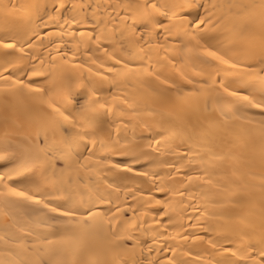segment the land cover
Listing matches in <instances>:
<instances>
[{"label": "bare ground", "instance_id": "obj_1", "mask_svg": "<svg viewBox=\"0 0 264 264\" xmlns=\"http://www.w3.org/2000/svg\"><path fill=\"white\" fill-rule=\"evenodd\" d=\"M133 2L135 0H64L66 8L61 9L56 22H52L50 17L56 15L54 6L59 8L60 0H0V6H24L11 12L7 21L4 19V9L0 7V36L23 31L28 26V17L34 12L29 6H46L41 9L39 18L32 16V26L38 25L36 31L39 35L32 36L29 44L25 45V52L30 53V57H26V66L44 75L22 78L30 79L37 87L49 88L51 85L46 79L49 72L55 77L57 85L69 76L73 80H82L85 84L89 81H103L100 95L113 108L107 114L103 109L99 110L96 114L98 126L87 129L92 134L87 141L79 144L73 142L66 146L63 136L57 134L56 145L69 155L67 161H55V167L48 169L47 175L50 179L57 180L58 189L49 188V198L63 200L71 195L78 200L81 196L87 199L89 196L103 194L112 200L111 205L103 206L104 209L111 207L115 210L119 206L125 210L124 215L129 219L133 217V212L127 209H136L135 215L139 218L137 225L140 227L133 229L129 225L128 228L140 243L135 248L134 255L123 249L118 253L120 258L128 259L130 264L132 259L140 264H167L168 259L173 258V253L167 251L169 246L176 249L174 258L186 261L187 264H215L222 256L218 249L209 246V237L219 244H225L223 237L227 236L239 246L243 233L251 231L250 226H254L257 232L260 228L264 166L259 160L252 164L246 162V137L237 136L246 126L256 127L249 125L248 117L256 116L258 119L260 110L249 108L245 111H233L227 120L221 115L220 107H213L211 103L208 109L202 107L198 112L181 110L174 104H161L153 96V89L159 82L146 73L126 74L127 70L119 74L110 72L109 69L113 67L123 69V65L110 59L104 53V48H108L109 53L116 48L114 54L117 59H123L125 63L131 61L132 69L140 65L148 66L151 57L152 70L163 76L179 79L176 70L184 71L196 81L194 85H187L184 91H194L206 79L196 75L203 52L195 47V41L192 42V48H187L181 47L179 41L171 40L165 50L158 48L157 41L153 40L151 51L145 49L144 52L140 51L143 45H129L126 42L124 47H120L113 44L114 39L119 41L120 16L124 14V9L119 5ZM209 2L226 6L230 3H259V0ZM221 14H228L226 7L217 9V15ZM242 23V20H238V30ZM211 35L216 37L213 43L220 41L228 44L234 38V34L223 25ZM98 36L101 37L99 41L96 39ZM159 43H164L163 37ZM173 60L175 65L171 63ZM101 64L104 66L100 67ZM88 68H92V72ZM97 72L103 75H97ZM4 74L8 75V72ZM0 87H3L2 81ZM4 99L3 94H0V148L4 147L6 129L12 141L22 140L24 136L33 133L39 121L51 112L46 103L33 102L30 97H26L23 103H17L14 98L8 97L7 108ZM227 103L229 101H221V105ZM189 135L192 137L191 143L188 141ZM92 136L97 140L95 147L90 142ZM158 140L159 144L156 143ZM101 141L105 144L104 148H101ZM193 145L197 146L196 151L207 163L181 168L180 164L186 161L178 162V156L187 155L188 149ZM176 147L179 148L178 152L175 151ZM209 147L218 155L231 151L236 158L218 161L209 153ZM111 149H120L129 154L116 155ZM140 152H144L146 157L141 156L138 161H134L133 155ZM90 153L91 158L86 159ZM103 157H110L112 163L98 165L97 161ZM116 164L121 166L117 168ZM129 167L134 170L129 171ZM177 168L179 172L176 171ZM205 168L212 175L196 179L198 176L203 177ZM234 169L236 175L232 174ZM145 172L148 173L147 176L143 175ZM187 175L193 176L191 182L186 181ZM208 178L214 184L224 185L228 191L223 192V189L208 185ZM157 187H164L166 191L157 192ZM169 188L176 192L187 189V192L182 197L169 193ZM190 195L194 198H190ZM157 200L166 201L167 215L159 214L165 209V204L156 203ZM214 200H223L225 207L213 208L211 201ZM233 204L239 206L233 207ZM41 209L42 205L30 202L23 206L6 207L0 198V261L16 259V253L32 256L33 253L25 250L23 241L27 240L28 247H31L35 237L40 234L47 235V239L52 241L48 245L52 249H60L65 243L60 239L64 236L62 224L51 220L40 223L45 218ZM214 212L223 213L224 218L214 216ZM169 218L172 220L171 224L168 222ZM229 225L236 229L235 234L224 230ZM29 232L32 235H28ZM192 236L204 239L193 240ZM111 240V236L103 239L85 237L84 243L93 252L103 247L104 250L94 257L103 264L104 261L116 259V255L107 250V244Z\"/></svg>", "mask_w": 264, "mask_h": 264}, {"label": "snow or ice", "instance_id": "obj_2", "mask_svg": "<svg viewBox=\"0 0 264 264\" xmlns=\"http://www.w3.org/2000/svg\"><path fill=\"white\" fill-rule=\"evenodd\" d=\"M0 7L4 9V19L7 21L11 12L24 6L8 4ZM29 7L34 9V12L28 17V26L23 31L0 36V81L3 82L0 94H3L5 98V108L8 106V97L14 98L17 103H23L26 97H30L33 102L46 103L51 112L39 121L33 133L24 136L22 140L12 141L9 132L5 130L4 147L0 148V162H3L0 163V198L3 199L6 207L8 205L23 206L29 202L42 205L41 211L45 218L41 219L40 223H48L51 220L62 224L64 236L60 239L65 243L60 249H52L48 247L52 241L47 239V235L40 234L35 237L31 247H28L27 240L23 241L25 250L33 253L32 256H21L20 253H16V259L0 261V264H101V261L94 257L99 251L104 250L103 247L93 252L90 246L84 243V238L103 239L106 236L112 237L107 244V250L112 251L116 259L104 261L103 264H117V260L119 264H130L128 259L120 258L118 253L123 249L134 255L135 248L140 243L133 231L128 228L129 225H132L133 229L140 227L137 225L139 218L135 215L136 209H127L133 212V217L129 219L124 215L125 210L119 206L115 210L111 207L104 209L103 206L111 205L112 200L103 194L89 196L87 199L81 196L78 200L71 195L64 197L63 200L49 198L51 193L48 189H58L56 188L57 180L50 179L47 175L48 169L55 167V161H67L69 155L56 145L57 134L63 136L66 146L73 142L79 144L81 141H87L92 135L87 129L98 126L96 114L99 110L103 109L107 114L112 112L113 108L100 95L103 81H89L85 84L82 80H73L69 76L63 83L57 85L55 77L49 72L46 77L48 84L51 85L49 88L37 87L30 79L22 78L44 75L26 66V57H30V53L25 52V45L29 44L32 36L39 35L36 31L38 25L32 26V16L39 18L41 9L46 6L36 4ZM119 7L124 9V14L120 16L119 41L114 39L113 44H118L120 47H124L126 42L129 45H143L140 51L144 52L145 49L151 51L153 40L157 41L158 48L165 50H167L165 46L171 40H177L181 47L187 48H192V42L195 41V47L202 50L203 57L200 58L199 71L193 70L196 71V75L206 79L194 91H184L187 85L196 83L184 71L176 70L179 79L163 76L162 73L152 70L151 57H149L148 66L140 65L132 69L131 61L125 63L123 59H117L114 54L116 48H113L112 53H109L108 48H104V53L110 59L123 65V69L113 67L109 71L117 74L124 70H127L126 74L146 73L153 77L154 81L159 82V85L153 89V96L161 104H174L181 110L198 112L202 107L208 109L211 103L213 107H220L221 115L227 120L233 111L259 109L258 119L256 116L248 117L249 125L256 127L246 126L237 136L246 137L244 144L246 162L252 164L259 160L264 166V0H259V3H230L226 6L210 3L209 0H142V2L135 0L133 3L121 4ZM225 7L228 14L217 15V9ZM65 8L64 0H60L59 8L54 6L56 15L50 17V21L56 22L59 11ZM238 20L243 21L239 30ZM75 22L73 18V23ZM222 25L234 34V38L228 44H222L220 41L213 43L216 37L211 33ZM161 37H163V44L159 43ZM96 39L99 41L101 37L98 36ZM93 63L96 61L93 60ZM171 63L175 65L174 60ZM103 66V64L100 65V67ZM88 71L92 72V68H88ZM5 72H8V75H5ZM18 73L22 75H17ZM97 75L103 74L97 72ZM229 77L235 79L230 80ZM105 79L108 78L105 77ZM223 100L229 103L221 105ZM191 139L189 135V143ZM90 142L95 147L97 140L92 136ZM156 143L159 144L160 141ZM104 147L105 144L101 141V148ZM196 147L193 145L188 149L187 155L178 156V162L186 161L180 164L181 168L193 164L203 166L207 163L196 151ZM85 148L87 150L86 145ZM110 151L116 155L129 154L120 149ZM175 151L178 152L179 148L176 147ZM208 151L221 162L229 157L236 158L231 151L224 155L216 154L211 147ZM91 155L90 153L86 159L91 158ZM141 156L146 157V154L144 152L135 154L133 160L138 161ZM105 163L111 164V158L103 157L97 161L98 165ZM120 166L115 165L117 168ZM125 167L128 166L125 165ZM128 170L134 169L129 167ZM176 171L179 172V168ZM232 174L236 175L235 169ZM143 175L147 176L148 173L145 172ZM211 175L212 173L205 168L203 177L198 176L196 179ZM185 179L191 182L193 176L187 175ZM206 183L217 189H223V192L228 191L227 187L219 183L214 184L210 178L206 179ZM156 191L164 193L166 190L164 187H157ZM167 191L183 197L187 189L176 192L169 188ZM223 192L220 193L221 196ZM190 198L194 197L190 195ZM156 203L165 204V209L159 214L167 215L166 201L157 200ZM211 203L213 208L225 207L223 200H214ZM260 205L259 231L257 232L254 226H250L251 231L243 233L239 246H236L235 241L227 236L223 237L227 246L219 244L211 237L207 239L209 246L212 249H218L222 256V259L217 260L215 264H264V185L261 186ZM238 206L233 204V207ZM213 215L224 218L223 213L214 212ZM168 222L172 223L171 218ZM224 230L236 233V229L231 225L226 226ZM28 235L32 233L29 232ZM182 238L189 239V237ZM191 239L203 240L204 237L192 236ZM167 251L173 253V258H169L167 264H187L186 261L174 258L175 248L169 246ZM131 264H140V262L132 259Z\"/></svg>", "mask_w": 264, "mask_h": 264}]
</instances>
